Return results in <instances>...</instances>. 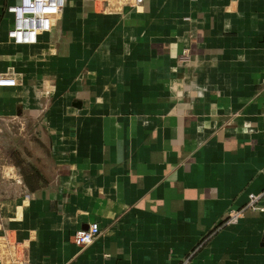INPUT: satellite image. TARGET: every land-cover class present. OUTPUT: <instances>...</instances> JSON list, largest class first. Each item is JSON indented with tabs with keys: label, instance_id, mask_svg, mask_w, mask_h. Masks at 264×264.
Returning <instances> with one entry per match:
<instances>
[{
	"label": "crops",
	"instance_id": "1",
	"mask_svg": "<svg viewBox=\"0 0 264 264\" xmlns=\"http://www.w3.org/2000/svg\"><path fill=\"white\" fill-rule=\"evenodd\" d=\"M18 2L0 0V264H264V210L224 224L264 207V0H66L36 43L8 36Z\"/></svg>",
	"mask_w": 264,
	"mask_h": 264
},
{
	"label": "built area",
	"instance_id": "2",
	"mask_svg": "<svg viewBox=\"0 0 264 264\" xmlns=\"http://www.w3.org/2000/svg\"><path fill=\"white\" fill-rule=\"evenodd\" d=\"M134 5L141 4L144 0H129ZM66 0H19L11 4L7 11L13 14V25L8 30V36L16 43H36L39 34L49 31L56 22L65 6ZM17 77L12 74L0 73V88L15 86ZM261 194H249L248 202L237 209H231L226 216L224 224L236 223L248 210L263 211L264 207L259 203ZM100 234L97 222H92L86 229L78 230L73 237L74 242L85 247L91 244ZM7 240H0L1 249L7 247Z\"/></svg>",
	"mask_w": 264,
	"mask_h": 264
},
{
	"label": "trees",
	"instance_id": "3",
	"mask_svg": "<svg viewBox=\"0 0 264 264\" xmlns=\"http://www.w3.org/2000/svg\"><path fill=\"white\" fill-rule=\"evenodd\" d=\"M20 164H21L22 168L24 169V171L29 169L24 163L20 162ZM35 175L38 176L37 173L34 172V174H31L30 176H28V178H26L27 179L26 181L28 182V185L31 186L33 184V181L35 180Z\"/></svg>",
	"mask_w": 264,
	"mask_h": 264
},
{
	"label": "rangeland",
	"instance_id": "4",
	"mask_svg": "<svg viewBox=\"0 0 264 264\" xmlns=\"http://www.w3.org/2000/svg\"><path fill=\"white\" fill-rule=\"evenodd\" d=\"M27 139H25V141H26ZM35 149H34V151L35 152H39L40 153V151L42 150L41 148H39V147H34ZM18 158H20V157H18ZM22 158V157H21ZM21 158L19 159V161H23V162H26L23 158H22V160H21Z\"/></svg>",
	"mask_w": 264,
	"mask_h": 264
}]
</instances>
